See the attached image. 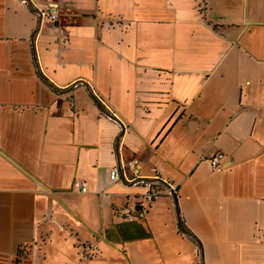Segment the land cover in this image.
Here are the masks:
<instances>
[{
	"label": "crops",
	"instance_id": "0c3cea01",
	"mask_svg": "<svg viewBox=\"0 0 264 264\" xmlns=\"http://www.w3.org/2000/svg\"><path fill=\"white\" fill-rule=\"evenodd\" d=\"M102 261L264 264V0H0V264Z\"/></svg>",
	"mask_w": 264,
	"mask_h": 264
},
{
	"label": "built area",
	"instance_id": "2783aa9c",
	"mask_svg": "<svg viewBox=\"0 0 264 264\" xmlns=\"http://www.w3.org/2000/svg\"><path fill=\"white\" fill-rule=\"evenodd\" d=\"M59 8L58 5H51L47 8H40L39 12L42 18H45L48 21H56L60 16ZM202 158H205L214 170H219L225 167L227 157L225 153L218 151L208 158L205 156ZM110 179L112 182L122 181L127 185L145 188L146 191L143 195L148 199H156L162 196H171L174 199L178 197V185L163 178L160 173L145 175L142 171V164L138 156H133L126 160L121 159L119 163L111 169ZM78 185L82 192H85L88 189L84 182H81ZM133 207L134 206H128L123 208L120 210L122 212L121 214L131 215ZM133 218L134 217L131 216L132 220Z\"/></svg>",
	"mask_w": 264,
	"mask_h": 264
},
{
	"label": "rangeland",
	"instance_id": "374dc122",
	"mask_svg": "<svg viewBox=\"0 0 264 264\" xmlns=\"http://www.w3.org/2000/svg\"><path fill=\"white\" fill-rule=\"evenodd\" d=\"M138 208H139V204L137 203V205L134 206V207L132 208V210H131V211H132V212H131V215H128V214H127V215H126V214H125V215H122V214H121L122 212L120 211V209L117 210V214H118L121 218L128 219V220H132V219H131V216L134 217L133 214H132V213H133V210H138V211H139ZM121 210H122V209H121ZM133 220H134V218H133ZM111 263H112V262H111ZM102 264H103V261H102Z\"/></svg>",
	"mask_w": 264,
	"mask_h": 264
},
{
	"label": "trees",
	"instance_id": "16d2710c",
	"mask_svg": "<svg viewBox=\"0 0 264 264\" xmlns=\"http://www.w3.org/2000/svg\"><path fill=\"white\" fill-rule=\"evenodd\" d=\"M180 229L183 231H186L185 230V227H184V222L180 219V225H179ZM187 232V231H186Z\"/></svg>",
	"mask_w": 264,
	"mask_h": 264
}]
</instances>
